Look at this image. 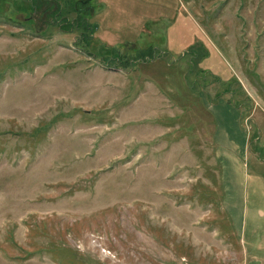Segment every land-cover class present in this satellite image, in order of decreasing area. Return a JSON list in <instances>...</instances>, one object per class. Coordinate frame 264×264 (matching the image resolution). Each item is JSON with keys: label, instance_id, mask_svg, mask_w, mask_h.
<instances>
[{"label": "rangeland", "instance_id": "obj_1", "mask_svg": "<svg viewBox=\"0 0 264 264\" xmlns=\"http://www.w3.org/2000/svg\"><path fill=\"white\" fill-rule=\"evenodd\" d=\"M0 264H264V0H0Z\"/></svg>", "mask_w": 264, "mask_h": 264}]
</instances>
